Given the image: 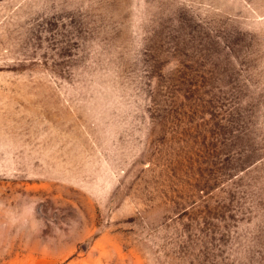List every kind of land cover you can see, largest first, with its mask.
Listing matches in <instances>:
<instances>
[{
  "label": "rangeland",
  "instance_id": "374dc122",
  "mask_svg": "<svg viewBox=\"0 0 264 264\" xmlns=\"http://www.w3.org/2000/svg\"><path fill=\"white\" fill-rule=\"evenodd\" d=\"M0 264H264V0H0Z\"/></svg>",
  "mask_w": 264,
  "mask_h": 264
}]
</instances>
